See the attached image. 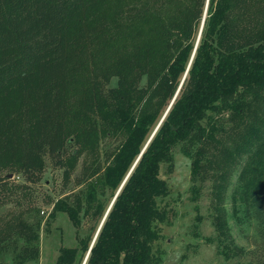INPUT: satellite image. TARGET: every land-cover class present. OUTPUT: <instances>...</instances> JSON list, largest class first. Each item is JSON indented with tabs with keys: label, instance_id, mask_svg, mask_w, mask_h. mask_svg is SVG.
<instances>
[{
	"label": "trees",
	"instance_id": "obj_1",
	"mask_svg": "<svg viewBox=\"0 0 264 264\" xmlns=\"http://www.w3.org/2000/svg\"><path fill=\"white\" fill-rule=\"evenodd\" d=\"M106 136L120 141L97 189L88 183L83 197L53 201L77 225L82 200L99 222L113 197L82 264L158 262L152 244L166 211L156 197L167 192L159 168L178 142L191 197L213 179L218 235L238 163L233 198L256 213L264 197V0H0V204L39 179L45 155L66 179ZM104 188L112 190L106 204L96 196ZM94 231L61 246L55 263L80 261ZM9 232L37 237L19 219L2 223L0 249Z\"/></svg>",
	"mask_w": 264,
	"mask_h": 264
},
{
	"label": "rangeland",
	"instance_id": "obj_2",
	"mask_svg": "<svg viewBox=\"0 0 264 264\" xmlns=\"http://www.w3.org/2000/svg\"><path fill=\"white\" fill-rule=\"evenodd\" d=\"M114 82L112 77L106 87ZM220 116L227 124L226 112ZM119 141V138L102 137L95 151L78 157L66 179L62 177V168L44 156L39 179L23 194L17 192L16 197L0 204V225L19 219L29 224L37 237L27 241L22 234L6 233L0 249L1 264H56L61 246H78L79 238L92 235L99 223L98 215L90 213L91 209L84 210V200L77 225L71 223L65 212L53 208V201L60 196L83 197L88 183L96 190L100 172L110 162ZM181 146L182 142L173 145L170 160L162 162L159 168L167 192L156 197L157 205L166 211V219L159 223L160 233L152 244L154 254L158 255L156 264H264V236L259 222L264 220V197L254 214L245 212L233 198L238 163L229 174L224 190L226 233L218 235L213 224V179L208 176L199 185L196 181L198 193L194 199L191 197L189 158ZM10 177L21 181L19 174H10ZM111 193L110 188H104L96 196L106 204ZM82 261L83 258L71 264Z\"/></svg>",
	"mask_w": 264,
	"mask_h": 264
},
{
	"label": "water",
	"instance_id": "obj_3",
	"mask_svg": "<svg viewBox=\"0 0 264 264\" xmlns=\"http://www.w3.org/2000/svg\"><path fill=\"white\" fill-rule=\"evenodd\" d=\"M200 27H201V23H200ZM200 27H199V29H200ZM198 34H199V30H198L197 36H198ZM196 39H197V37H196ZM183 75H184V73H183ZM183 75H182V78H183ZM182 78H181V80H182ZM181 80H180V81H181ZM176 91H177V89L175 90V92H174V94H173L171 100H172L173 97L175 96ZM171 100H170V101H171ZM162 116H163V114H162ZM162 116H161V117H162ZM160 119H161V118H160ZM158 122H159V121H158ZM154 128H155V127H154ZM115 193H116V192H115ZM115 193H114V194H115ZM113 196H114V195H113ZM112 199H113V197L111 198L109 204L107 205V207H106L104 213L102 214V216H101V218H100V220H99V223H98V225H97V227H96V230H95V232H94V234H93V236H92V238H91V241H90V243H89V245H88V248H87V250H86V252H85V255H84V257H83V260H84L86 254H87V251H88V249H89V247H90V245H91V242L93 241V238H94V236H95V233H96V231H97V229H98V227H99V225H100V223H101V221H102V219H103V217H104V215H105V213H106V211H107V209H108V207H109V205H110ZM82 262H83V261H82ZM81 264H82V263H81Z\"/></svg>",
	"mask_w": 264,
	"mask_h": 264
}]
</instances>
